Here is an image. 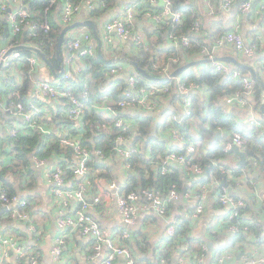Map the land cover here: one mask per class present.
<instances>
[{
  "label": "crops",
  "instance_id": "0c3cea01",
  "mask_svg": "<svg viewBox=\"0 0 264 264\" xmlns=\"http://www.w3.org/2000/svg\"><path fill=\"white\" fill-rule=\"evenodd\" d=\"M3 4H6L8 9L14 10L22 7L20 2L14 3L12 0H0V17H2L4 21H6V12L2 10ZM24 4L23 7H28L27 2ZM192 4L196 9V21H198L201 26L199 33L201 38L200 43H203L206 47L212 48L213 44L215 43L217 37L213 35L214 33L217 34L219 30H223V33H225L229 29L237 26H239V30L243 34L246 42H257V49L255 54L252 56H248L245 52L236 49V47L228 41H225L216 48L214 56H233L236 59L244 61L247 64L253 66L257 75V79H255L256 83L260 85L263 94L264 11H245L240 13L238 5L237 7L227 9L223 7L222 0H219L218 2L216 0H194ZM127 5L134 7L135 9V24H133V33L140 34L143 37L142 45H144L147 49H149V46H151V55H149L148 59L151 60L152 63L157 64L159 67L165 69L163 73L157 75L169 76L171 72L180 65L195 60L197 63L187 68L183 72V75L180 74L169 79V82H166L168 80H156L161 84L164 83L169 85L170 88L169 91L163 94L158 93V95L154 97V100L157 103L156 110L151 111L144 108H138L134 110L127 109L124 111V117L128 124V130H130L132 127L130 134L125 137V143L127 145L136 143L138 144V142H133L136 135V125L142 116L148 114L152 122V129L156 130V136H158L160 140L153 141L151 144L139 141L142 153H144L146 157H151L152 144H158V146L164 144V147L167 148V150L171 148L175 149L184 145L185 143H178L172 137V126L169 125V117L174 113H178L183 117L187 116L185 114V105L188 99H191L193 113L188 117H185L189 122V132L186 133L185 141L192 142L194 144L197 143V145L203 144V149L206 148V150L207 148L211 149L214 147L218 139L220 145L223 144L225 139H228V137L230 138L232 136V133L226 128L220 127L215 128L214 132L211 135H208V137L205 139L203 138L202 140H198V137H200L199 132L201 131V128H209V125L213 119L212 113L210 112L209 115L207 113V87L200 83L201 86L199 84L198 88H193L186 95L179 93V85L181 82L188 83L191 81H197L201 77V74L207 70L209 66L214 67L213 61L210 60V57H208L207 53L202 51V48L192 54L180 51V44L173 40L170 36L172 31L171 29L173 28L175 21L172 16H168L164 20L158 22L146 14L147 10L152 12L161 10L164 6L161 4V0H148L147 2L146 0H124L119 11L115 12L113 15H92L90 12L91 10L85 7L76 13L72 22L85 19H91L95 22L97 33H99L103 39L102 50L104 57L106 59H115L113 63H108V66H114L116 64L121 66V70L118 73L113 74L112 78L103 84L95 98L101 99L103 95L105 96V94L108 93L109 90H112L116 84H120V81L117 80L118 78H124V84L127 87L130 77L132 75L136 76V70L133 62L130 60V57L134 55L140 56V47L142 45L138 46L132 37L124 39L113 32L110 33L109 38L106 37L105 23L115 14L123 12L125 6ZM61 9L62 0L57 2L55 5L53 4L48 14L49 18H54L58 22L64 24L61 19ZM65 25L66 24H64V26ZM6 29L7 33H5ZM86 31L91 33L92 41L96 42L93 28L84 24L74 27L71 30V34L67 35L69 37L68 40H71L75 35ZM15 41L16 40L13 38V33L11 32L9 25L6 24L3 29H0V47H12ZM21 41L23 40H20V46L28 45L30 49L34 51L31 48L33 46L32 43H21ZM22 48H19V50ZM176 52L179 54L174 56V53ZM75 53L76 56L71 66H69L67 63L66 48L62 55L64 57L65 72L69 70L71 75H77L76 70L78 68L83 71L84 67H86L84 60L82 58L80 59V56L77 52ZM11 54L12 53L8 55L7 61V63L11 62V67L8 68L5 66L7 63H5L4 66H1L3 81L0 85V162L2 161L3 164L9 163L10 159L14 157L15 154V151L13 150V139L9 135L10 128L26 127L24 126V120L20 116L16 115L14 110L8 106V99L13 92L12 90L15 88V84L21 83L25 77L26 72L24 71L26 66H29V70H31V74L29 72L28 73L30 76L29 84L32 90H30V93L26 97L25 101L34 99L40 103L44 109V112L38 119L40 123L39 128L51 136L54 134L59 136L61 133V124L55 121L54 116L67 108L61 106L62 102L59 100V98H43L41 93L38 91L39 89L37 88V81H42L44 79H49V81L52 83L56 82L60 84V76L57 77L55 74H53L50 69L47 68L44 61L41 62L40 67H33L30 62L26 61V59L14 58ZM30 54H27L26 56ZM36 54L38 57L40 56L38 53ZM23 55L25 56V54ZM39 58L40 60L42 59L41 57ZM176 63L179 64L174 66ZM228 63L236 66L234 63ZM59 70L60 68H57V71ZM146 70L148 71V69ZM45 71L51 73L50 78H47L44 75ZM65 72L62 74L63 76ZM148 72L153 71L151 69V71ZM247 73L252 75V72L249 70H247ZM192 76L194 78H192ZM149 80L155 81L151 79ZM235 81L236 80L234 79V82ZM226 97L227 96L223 97L219 101L222 116L224 118L233 114L234 117H231L233 124L241 125L245 129H248V117L251 115H254L257 118L259 126L263 124L264 114L260 110V105L256 107L258 102L254 100V96L250 97V105L246 107L229 104L226 101ZM260 102L262 103L263 100ZM199 105L204 108L200 110ZM101 112L105 117H111L109 114L110 112L107 113L105 110H101ZM218 132L222 133L223 136L216 140L215 134ZM188 134L190 137H188ZM121 143L123 142L118 141V144ZM239 161L240 157L235 153L230 159L225 160L227 165L226 171L229 172V178L232 180H235L236 178L237 179L235 180L236 183L233 185L230 183L225 185L224 183L226 182H223L222 184L223 186H226L227 192L230 194L237 197L244 196V198H246L247 203L250 205V216L254 218V220L252 219V222L256 220H262L264 223V199L262 197L264 183L261 179L257 180L254 187L251 188L246 184V178L248 176L246 177L245 174L241 175L240 177L233 178V174L238 170V167L241 166L239 165ZM53 163L55 162L51 160L46 161L45 164L37 165L33 161L32 167L35 171L34 174L36 176V182L29 186L28 183L30 182L31 175H28V180L26 178L23 183L25 188L19 191L20 193H18L20 197L31 201L33 209L32 221L41 231L40 238L36 237L34 230L27 226L24 221H17V228L14 229H8L7 227H4L0 221V264H29L28 261H24L19 256H17L16 252L12 248H8L6 253L2 251L1 237L6 233L14 235L22 243L31 244L37 250H39L42 257V259L40 257V264H99V261L92 257V243L88 241L79 231L71 232L66 230L65 234L67 249L61 262H57L52 256L51 243L54 238L52 234L54 233L55 235L57 232H59L56 224V218L58 212L61 209L59 202H57L51 194V183L47 176L48 171L53 167ZM113 165L114 171L116 172L115 183L117 182L118 186H121L127 181V172L122 170L123 164L119 158L118 160H114ZM157 165H159V163H157ZM170 165L172 167V173H176L177 171L179 172L184 188L182 189L183 191H179L180 198L174 201L175 203L171 204V206H168V212L165 215L159 214L154 210L147 212L140 210L138 220L135 224L131 225L130 230L137 234L135 239L133 238L134 241L136 239H141L140 241L143 244H148L147 247L144 246V249L142 250L138 249L137 244L134 245L136 249L135 256L137 257L140 264H146L144 259L153 256H155V258L158 259L161 264H175V261L180 254L179 252L174 253L172 260H170L171 262H169V259L160 254V252L166 253L167 245L170 243L171 237L167 236L166 227L171 222H175L178 226L179 223L188 221V226L191 228L189 234L190 236L194 237L193 249H199L200 246H202L203 252V246L207 247V250H205L206 264H221L219 257L227 250L233 252V257L227 259L226 264H240L242 254L244 252L252 249L255 246H259L260 248L264 249V231H262L259 237L256 236L257 238H255L254 234L248 236V240H246V238L239 239V237H234L233 234L229 232L226 225L228 218V208L227 206H224L218 202V193L215 192L214 188H212L207 193L204 211L200 215L194 216L193 212L202 193V175L197 173L194 170V167L187 163L177 162ZM1 167L2 164H0V168ZM255 172H259V169H257ZM250 176L252 177V174H250ZM110 182L111 181H107L104 178H97L95 180V192L98 190L101 191V202L100 205L93 206L92 211L95 217L100 220L104 226L105 231L108 234L113 235L117 230L124 227V223L120 219L119 211L116 206L115 192L109 187ZM1 183L2 181L0 179V185ZM188 190L192 193L190 198L184 197L186 191ZM144 200L145 198L141 196L138 201L143 202ZM2 213H0V215ZM248 215L249 213L247 212L246 216ZM253 242L257 243L255 244ZM185 250H190L188 243H185L183 251ZM157 254L159 256H157ZM162 257L165 259V262H162ZM116 263L125 264L124 258L119 257Z\"/></svg>",
  "mask_w": 264,
  "mask_h": 264
},
{
  "label": "built area",
  "instance_id": "2783aa9c",
  "mask_svg": "<svg viewBox=\"0 0 264 264\" xmlns=\"http://www.w3.org/2000/svg\"><path fill=\"white\" fill-rule=\"evenodd\" d=\"M57 0H49V6L53 5ZM98 0H84V4L73 2L71 0H62V14L61 19L64 24H69L73 21L76 13L82 9L87 8L93 9ZM237 0H223L222 5L224 8L231 9ZM14 3L20 2L22 7L14 10H8L6 4L2 5V10L5 11V19L9 25L15 42L12 47L20 45L22 32L29 33L31 36L36 37L37 32L40 29L45 31L50 29V22L46 18L44 21L39 22L32 18L30 11L27 7H23L25 0H12ZM165 4L163 8L157 12L147 10V15L155 21H162L168 16H172L175 21H179L182 18V14L179 11H173L170 8V0H164ZM239 10L241 12H256L264 11V0H243L239 4ZM47 12V11H46ZM135 21V9L129 5L125 6L123 12L115 14L105 23L106 37L109 38L110 33H116L124 39L132 37L138 46L143 43V37L140 34L133 33L131 25ZM200 25L196 23L194 27V35L197 36L200 33ZM173 40L178 43L188 44L191 42V38L188 35H174L171 34ZM228 41L233 44L236 49L245 52L248 56L255 54L257 49V42H246L243 34L239 30V26L234 27L226 31L222 36L215 40L212 48L203 47L202 51L207 53L208 57L213 61L214 67L221 71L225 75L233 77L241 87L234 93L227 95L226 101L232 105L248 106L250 105V97L254 96L255 93V78L250 73L245 72L242 68L234 66L228 62L222 60H214V52L216 48L222 43ZM23 41H21L22 43ZM34 47L37 45L33 44ZM216 46V47H215ZM12 47H0V85L3 81V73L1 72V66H4L8 61V51ZM67 63L69 66L73 64V60L76 53L80 56V59L86 55H94L98 53L97 43L92 41L91 33L89 31L82 32L72 37L71 40H67L65 44ZM75 51V52H74ZM37 51L28 56H24L19 49L13 50L11 55L17 59H26L30 62L33 67H40L43 59L40 60V56H37ZM39 55V54H38ZM5 66L11 67V62H8ZM152 70L155 74H160L165 71L164 68L154 64ZM121 70V66L114 65L106 68V74L113 75ZM264 71V67H263ZM65 72V71H64ZM81 69L76 70V74H81ZM70 71L65 72L64 77H70ZM199 82H181L179 85V93L187 94L193 88L199 87ZM201 86V84H200ZM38 91L41 93L43 98L56 99L59 97H68L71 105L67 107L64 112L71 117L75 124L71 127L61 126V133L59 139L65 145L71 146L74 150V160L69 165L73 170L74 174L78 177L75 184L67 181L64 176V167L56 159L53 161V167L48 171V178L51 183V194L53 198L59 202L61 207L57 214L56 224L58 231L53 238L51 243V253L57 262H61L66 251V230L79 231L88 241L92 243L93 253L92 257L99 261V264H117L119 257H123L125 264H140L137 257L135 256V248L133 242V235L131 225L135 224L139 218L140 210L157 211L159 214L165 215L168 212V203L170 201H176L180 198L179 190L172 188L169 193L162 194L160 191H153L143 189L141 191H130L124 192L123 187L126 186L124 182L121 186H118L117 182L111 181L109 187L115 189V202L119 211L120 219L124 223V227L117 230L113 235L108 234L105 231L104 226L98 220L93 211L91 204L88 202L93 199V202H101V191L91 192V168L88 164L90 158V149L85 145L79 137L72 136V131L81 127L80 119L83 113L92 108H96L98 111L105 110L111 117L114 118L116 125L124 131L128 130V124L124 117V111L127 109H138L144 108L147 110H156L157 104L154 97L158 93L169 91V85L159 83L158 81H150L144 85L138 84V78L132 75L129 79V84L124 87L118 94L117 99L110 101L111 90L103 95L101 99L94 98L89 99L90 91L88 85L85 83L82 88L77 89V92L73 90V87L66 85L61 86L59 83H52L51 81L44 79L37 81ZM11 96L8 99V106L14 110V113L20 116L26 127L17 128L11 127L9 131L10 137H15L20 130L26 131L27 129L36 126L40 115L44 112V109L40 103L34 99L28 101H18L11 97L15 95V89L12 90ZM264 102V93L262 94L261 101ZM1 103V101H0ZM193 113L192 100L188 99L185 105V114L182 116L178 113H174L169 117V125L176 122H181L183 118L188 117ZM172 122V123H170ZM255 124H259L257 118L254 115L248 117L249 128ZM81 130V129H78ZM172 137L178 143H185L177 149H168L161 157L163 165L172 163H187L189 164L192 160L190 155L196 150L195 144L192 142H186V132H182L175 126H172ZM118 141L123 143L118 144L116 147L115 158L121 160L123 164L122 170L127 172L131 168V158L133 154L140 150V144L127 145L126 139L123 135L118 137ZM244 139L239 133H234L230 139H225L222 144V149L226 152L232 151L233 145H238L241 149L244 146ZM244 150V149H243ZM96 154L100 159H103L104 152L100 149L96 150ZM249 159V158H248ZM33 161L37 165L45 164L46 160L36 155L33 156ZM255 163V161H254ZM194 170L203 175V168L198 165H192ZM167 168L163 166V171ZM215 184H219V181L212 183H204L202 186V193L199 201L193 212L194 216L200 215L205 209V198L207 193L215 187ZM0 187V205H13L11 209L12 215L18 218V221H24L29 226L37 238H40L41 231L33 223L32 215L25 210V206L28 205L29 200L22 198L19 195L9 196L4 189ZM100 189V188H99ZM140 194L145 198L143 202H139ZM192 196L191 191H186L184 197L190 198ZM264 199V188L262 192ZM222 205L228 208L227 228L229 232H237L241 230L234 220L240 215V208L245 205V201L242 197H237L227 192L226 186H222L217 198ZM130 226V227H129ZM177 224L175 222L169 223L166 227V234L168 237H173L176 233ZM2 251L7 252L8 248H12L17 256L21 259H26L29 264H40V252L31 244H24L14 235L10 233L3 234L1 237ZM206 246H203V252L197 256L194 263L191 264H206ZM233 257V252L227 250L223 255L219 257L221 264H226L227 259ZM162 262L165 259L162 258ZM175 264H190L188 261V255L182 252L178 255ZM240 264H264V249L259 246H255L252 249L242 254Z\"/></svg>",
  "mask_w": 264,
  "mask_h": 264
},
{
  "label": "trees",
  "instance_id": "16d2710c",
  "mask_svg": "<svg viewBox=\"0 0 264 264\" xmlns=\"http://www.w3.org/2000/svg\"><path fill=\"white\" fill-rule=\"evenodd\" d=\"M59 1L61 0H57L54 5ZM71 1L79 3L80 5L84 4V0ZM118 1L123 2L124 0H98L96 6L91 9L90 12L92 15L98 16L101 14L109 15V11L116 7ZM147 1L148 0H146V2ZM193 1L194 0H170V8L173 11H179L182 14V18L179 21H174V26L171 29L172 31L170 36L171 34L178 36L188 35L192 39L190 43H179L181 46L180 51L188 54L195 53L196 51H199L200 48L206 47L203 43H200L201 38L199 34L197 36H193L194 27L196 23L199 24V22L196 21L197 14L196 9L192 4ZM216 1L218 2L219 0ZM241 1L243 0H237L234 4V7H237V5L239 6ZM26 2L28 5L27 8L31 13L32 18L39 22H42L47 18L50 22V29L47 31L43 29L38 30L36 37L31 36L29 33L22 32L20 34L21 40H23V43L29 42L37 45V47L41 49L46 57H48V59L51 61L54 70L52 71L50 67L44 62L47 68L50 69L52 73H55L57 72V68H60L59 60L56 54V48L58 44V37L64 28V24L58 22L54 18H49L48 12L53 6H49V0H25V3ZM120 8L121 7H119V9ZM6 24V21L0 17V29H3ZM131 30L133 31V25H131ZM222 33L223 30H219L217 34L214 33L213 35L218 38L224 34ZM68 38L69 37L66 36L63 43L62 55L65 50V44ZM140 50L141 55L131 56L130 60L132 62H138L140 67L151 71V69H153L152 66L154 65V63L148 59L149 55H151V46H149V49H147L144 45H142ZM20 51L25 55L34 52L28 45H25L24 48L20 49ZM178 54L179 53L176 52L174 53V56ZM82 59L84 60L86 67H84V70L81 72V74H72L68 78L61 75L60 85H69L73 87L75 92H77V89L82 88V86L86 83L90 91L89 99L93 100L96 95H98L97 93L103 84L112 78L113 75L106 74V68L109 64L101 59L98 53L94 55L83 56ZM178 64L179 63H176L174 66H177ZM134 67L139 85H144L150 81L147 77L140 73L135 65ZM29 69V66L25 67L24 72H26V74L23 81L21 83L15 84L14 89L16 93L11 97L12 99L25 101L26 97L30 93V90H32L29 84V73L31 74V70ZM244 71L247 72L246 69H244ZM150 73L155 72L153 71ZM192 78L194 77L192 76ZM117 80L120 81V84H116V86L111 90L112 96L110 97V101L117 99L118 94L124 87H126L124 84V78H118ZM169 81L170 80L166 82ZM197 82L207 87V113L209 115L211 112L213 115V119L209 125V128H201V131L199 132L200 137H198V140H202L203 138L205 139L208 137V135H211L214 132L215 128L218 127L226 128L232 133V136L234 133H239L245 141L243 149L246 151L249 161L247 165H241L238 167V170L233 174V178L240 177L241 175L245 174L246 177L248 176L246 178V184L251 188L254 187L257 180L261 179L264 183V119L262 125L259 126V124H255L251 128H249V125H247L248 129H245L241 125L233 124V114L225 118L222 116L221 106L219 103L220 99L234 93L241 87V85L236 81L234 82L233 77L223 74L215 67L209 66L207 70L201 74V77L197 80ZM163 93L165 92L160 94ZM261 97L262 89L260 85L255 82L254 100L258 102L256 107L260 105ZM59 100L62 102L61 106L64 108L71 105L69 98L66 96L59 97ZM199 108L202 110L204 107L199 105ZM54 119L57 123L61 124V126L65 125L66 127H71L75 124V121L64 112L56 114ZM79 122H81V127L78 129L81 130L74 129L71 133L72 136L79 137L81 142L87 145L90 149V158L88 164L91 168V192H95L96 186L94 187V185L97 178H104L107 181H115L116 172L114 171L113 162L116 160L115 152L116 147L118 146V137L121 135L127 137L130 134V130L132 128H130L128 131L122 130L116 125L113 117H105L103 113L98 111L96 108L85 111ZM39 124L40 123L38 121L36 126L27 129V131L20 130L19 133H17V135L12 138L13 150L15 151L14 157H12L10 162L7 164H3L2 161L0 162V164H2V167L0 168V179L2 181L0 187H2L1 189H4L9 196L18 195V193H20L19 191L25 188L23 183L26 178L28 180V175H31L30 182L28 183L29 186L36 182V176L34 174L35 171L32 167L33 155L43 158L46 161H54L56 159L64 167V176L67 181L75 184V181L78 180V177L74 174L71 167H69V165L75 159L73 148L63 144L59 139V136L56 134L51 136L50 134L44 132L39 128ZM171 125L175 126V128H178L182 132H189V122L187 121V118H183L181 122H176ZM135 134L136 135L133 142L139 143V141H142L151 144L153 141L160 140L158 136H156V130L152 129V122L148 114L142 116L140 121H138ZM188 137H190L189 134ZM164 146V144L161 146H158V144H152L150 158L146 157V155L142 153L141 147L138 152L133 154V157L131 158V168L127 171L126 186L123 187L124 192L148 189L160 191L164 195L169 193L172 188H176L179 191L184 188L179 172L177 171L176 173H172L171 165H163L161 161V157L167 150V148ZM195 147L196 150L192 155H190L192 161L189 163V165H198L203 168V175L201 176L203 184L219 181V184H215V187H213L215 192L219 193L223 186V182L228 184L230 183L232 185L236 183L235 180L237 178L235 180L229 178V172L226 171L227 165L225 163V160L230 159L234 153L232 151H224L222 149V144L220 145L219 143V139L216 141L215 146L211 149H203V144L197 145V143L195 144ZM98 149L104 152L103 159H100L96 154V150ZM175 149L179 150L180 147ZM157 163H159V165H157ZM163 166L167 168L165 171L162 170ZM257 169H259V172H255ZM250 174H252V177ZM141 196L143 195L140 194V197ZM242 198L245 201V205L240 208V215L232 220L237 224L238 227H241V230L230 233L233 234L234 237H239V239L246 238V240H248V236L253 234L255 238H257L261 235L262 231H264V223L262 220H256L252 222L254 218L250 216V205L247 203L244 196H242ZM88 202L91 204L92 208L93 206L100 205V203L93 202V199H91V201L88 199ZM218 202L220 201L218 200ZM173 203L175 202L170 201L168 206H171ZM25 210L32 215L33 209L31 201H29L28 205L25 206ZM12 211L13 210L3 212L0 215V221L4 227H7L8 229L17 228L18 218L16 219V217L12 215ZM247 212L249 213L248 216H246ZM256 215L258 216L257 213ZM190 229L191 228L188 226V221L179 223L175 235L171 238L170 243L167 245L166 253L160 252L162 256L169 259V262H171L170 260H172L174 253H178L179 248L185 247V243H188L190 246V250L183 251L187 253L190 264L191 262L194 263L197 256H199L202 252V246H200L199 249H193L194 237L190 236ZM132 235L135 239L137 234L132 232ZM140 240L141 239H136L134 241V245L137 244L138 249L142 250L144 249V246L147 247L148 244H143ZM253 243L256 244L257 242ZM157 256L159 255L157 254ZM23 260L25 261L26 259ZM144 261L146 264H161L159 260L155 258V256L146 258Z\"/></svg>",
  "mask_w": 264,
  "mask_h": 264
},
{
  "label": "water",
  "instance_id": "95a60500",
  "mask_svg": "<svg viewBox=\"0 0 264 264\" xmlns=\"http://www.w3.org/2000/svg\"><path fill=\"white\" fill-rule=\"evenodd\" d=\"M122 4H123L122 1H118L116 7H114L113 9H111L109 11V15H113L115 12H117L119 10V7L122 6ZM161 4L162 5L165 4L164 0H161ZM8 10H10V9H8ZM82 24L90 26L91 28H93V32H94V35H95V40H96L97 46H98V55H99V57L101 59H103L107 63H113L115 61V59H106L104 57L103 50H102L103 39H102V36L99 33H97L95 22L93 20H91V19L76 20L75 22H72V23H69V24L65 25L64 28L62 29V31L60 32L59 37H58V44H57V48H56V54H57V57H58V60H59V64H60V70L55 72V73L53 72V74H55L57 77L61 76L64 73V71H65L64 57L62 56V46H63V43L65 41V38H66L67 35L71 34V30L74 27H76L78 25H82ZM5 33H7V29H6ZM22 47H24V45H21V46L18 45V46L12 47V48L9 49L8 54H10L13 50L19 49V48H22ZM31 48L33 50L37 51V53L40 55V57L43 59V61L53 71L54 67H53L51 61L48 59V57H46L44 52L41 49H39L38 47L32 46ZM214 60H224L226 62L234 63L236 66H238V67H240L242 69H247V70L251 71L253 77L255 79H257L256 70L254 69L253 66H251L250 64H247L244 61H240V60L236 59L233 56H216V57H214ZM133 63L137 67V69L140 71V73L142 75H144L145 77H147L148 79L164 81V80H169L172 77H176V76L182 74L187 68H189L193 64H196L197 61L196 60L195 61H190V62H187V63H185L183 65L178 66L174 71L171 72V74L169 76H160V75H157L155 73H150L146 69L140 67L138 65V62L134 61ZM260 110L264 114V102H262L260 104ZM221 136H223L222 133L218 132V133L215 134V137H216L215 139L217 140ZM230 138L228 137V139H230ZM232 152H234L236 155H238L240 157L239 165H247L248 164L249 159L247 157V154H246L245 150L241 149L238 145H233ZM224 184L228 185L227 183H224ZM113 191L115 192V189H113ZM13 208H14V204L13 205H1L0 206V213L10 211ZM52 236H54V233L52 234ZM178 252L182 253L183 252V248H179ZM11 253H12V251H11Z\"/></svg>",
  "mask_w": 264,
  "mask_h": 264
},
{
  "label": "rangeland",
  "instance_id": "374dc122",
  "mask_svg": "<svg viewBox=\"0 0 264 264\" xmlns=\"http://www.w3.org/2000/svg\"><path fill=\"white\" fill-rule=\"evenodd\" d=\"M50 74H51L50 72H47V71L44 72V75H45L47 78H50ZM47 80H49V79H47ZM131 128H132V127H131ZM119 165H120V164H119Z\"/></svg>",
  "mask_w": 264,
  "mask_h": 264
}]
</instances>
